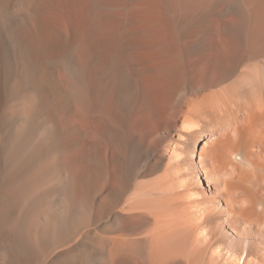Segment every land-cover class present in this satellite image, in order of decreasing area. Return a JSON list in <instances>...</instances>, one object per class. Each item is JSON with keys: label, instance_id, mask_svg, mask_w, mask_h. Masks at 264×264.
Returning <instances> with one entry per match:
<instances>
[{"label": "bare ground", "instance_id": "1", "mask_svg": "<svg viewBox=\"0 0 264 264\" xmlns=\"http://www.w3.org/2000/svg\"><path fill=\"white\" fill-rule=\"evenodd\" d=\"M0 264H264V0H0Z\"/></svg>", "mask_w": 264, "mask_h": 264}]
</instances>
